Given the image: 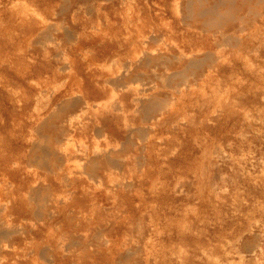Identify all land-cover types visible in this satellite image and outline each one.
<instances>
[{"label":"rangeland","instance_id":"1","mask_svg":"<svg viewBox=\"0 0 264 264\" xmlns=\"http://www.w3.org/2000/svg\"><path fill=\"white\" fill-rule=\"evenodd\" d=\"M14 1L0 0V220L18 195L31 212L10 222L16 229L21 227L20 232L0 223L3 226L0 243L2 240L8 246L7 253L0 252L1 264H53L54 245L63 256L74 258L65 264L93 261L103 264L107 260L113 264H264V45H261L264 44V0H248L249 8H245L244 14L237 10L240 0H223L222 4L218 3L220 0H188L194 13L186 0H130L115 2L112 8L104 7L106 0L101 8L87 6L81 0ZM95 6L98 11L94 10ZM204 6L210 7L209 11L214 7L216 15L208 13ZM156 9L159 14L153 13L158 12ZM182 14L186 18L180 17ZM205 14L216 20L220 17L217 20L220 25L211 22L210 26L206 25L203 19L206 22L209 16ZM228 19L238 30L228 31L226 34L232 35H227L228 38L221 34L223 38L216 29ZM30 37L31 41L27 42ZM109 37L114 40L110 50L99 52L97 46L106 44ZM201 51H209L207 58L215 62L205 58ZM190 52L202 58L201 62L205 58L201 63L204 68L218 62L225 67L237 64L239 68L213 71L210 75L205 72L203 78L196 75V70L192 74V68H187L182 82L178 71L188 62ZM166 71H172L173 78ZM140 72L143 74H137ZM165 81L171 82L170 87L176 82L173 90L168 82L163 84ZM177 84L178 90L181 88L178 93ZM169 88L175 97L170 96ZM202 91L209 96H203ZM133 97H138L140 103ZM148 97L151 102L166 99V103H160L162 106L158 103L160 107L156 103L147 106L151 104ZM169 100H173L172 104ZM148 107L154 110L146 109L149 114L146 112V117H142V111ZM156 108H162L161 113ZM148 110H152L153 117ZM229 117L233 119L230 122ZM141 120H148L146 129L141 127L144 125ZM151 122L156 123L152 128ZM60 129L63 137L57 132ZM138 134L145 136L139 138ZM55 136L59 139L57 143ZM136 138L146 140L142 141L141 153L142 145H138L142 142ZM130 142L137 147L133 148ZM150 142L155 149H148ZM54 147L62 151L60 157ZM202 148L207 150L206 155ZM81 150L95 155L91 158L100 155L94 154V150L108 151L111 160L117 163L113 161L110 166L122 162L119 165L122 167H109L106 171L112 175L103 176L104 168L99 163L92 165L90 156L80 154ZM68 152L69 156L73 155L69 157ZM64 155L66 160L70 158L67 165ZM202 156L204 159L200 160ZM89 160L91 167L87 164ZM54 163H60L62 170ZM199 163L207 166V170ZM201 168L208 171L207 182L205 175L200 177ZM64 170L71 174L66 176ZM85 172L98 175L99 182L97 177H87ZM78 174L88 179L74 187L71 179ZM63 175L70 180L67 182L65 177L66 184ZM107 177L115 179L109 184ZM60 179L64 181L58 184ZM36 180L41 182L37 185ZM200 181L207 183V190L203 191L206 195L201 193L205 184ZM32 183L36 184L33 189ZM197 184H202L200 190L195 187ZM79 188L98 195L80 204ZM48 194H52L51 198L55 194V199L48 198ZM206 196L209 203L205 202ZM77 205L81 208L75 211ZM58 208L69 211L67 219L59 216ZM46 214L50 216L43 223ZM92 216L99 225L90 224ZM41 226L39 232L37 227ZM153 226L156 228L152 229ZM4 228L13 233L3 234ZM16 236L21 241L12 245ZM110 247L116 248L112 254L108 253Z\"/></svg>","mask_w":264,"mask_h":264},{"label":"bare ground","instance_id":"2","mask_svg":"<svg viewBox=\"0 0 264 264\" xmlns=\"http://www.w3.org/2000/svg\"><path fill=\"white\" fill-rule=\"evenodd\" d=\"M15 1H16V0H15ZM15 1H14V2H15ZM17 1H18V0H17ZM40 1H41V2H42V1L50 2V1H52V0H40ZM81 1H82V2H85V3L87 4V6H88V5H90V6L97 5V7H100V8H101V7H103V5H101V4H102V1H104V0H81ZM106 1H108V2H107V5H104V7H111V8H112V7L115 5V2H117V3H126V1H130V0H106ZM186 1H188V0H186ZM197 1H199V0H197ZM213 1H214V0H213ZM188 2H189L190 4L188 5V4L185 3V6L188 5V6L190 7L191 2H190V1H188ZM192 2H193V1H192ZM214 2H215V1H214ZM221 2L223 3V0L218 1V3H221ZM194 3H195V2H194ZM199 3H200V2H198V4H199ZM222 3H221V4H222ZM254 3H255V2H254ZM81 4H82V3H81ZM201 4H202V2H201ZM201 4H200V5H201ZM213 4H214V3H213ZM213 4H212V6L215 7V5H213ZM216 4H217V3H216ZM256 4H257V3H256ZM177 5H179V4L177 3ZM202 5H203V4H202ZM202 5H201V6H202ZM217 5H218V4H217ZM217 5H216V6H217ZM82 6H84V5H82ZM85 6H86V5H85ZM87 6L85 7V9L88 8ZM136 6H137V5H136ZM97 7L95 6V9H94V10L98 11ZM178 7H179V6H177V8H178ZM199 7H200V6H199ZM199 7H198V8H199ZM204 7H205V6H204ZM204 7H203V8H204ZM208 7H209V6H208ZM214 7H213V11L215 10ZM246 7L249 8L248 0H240L239 3H238V6H237V10H238L240 13L242 12V13L244 14V11L246 10V9H245ZM251 7H252V6H251ZM93 8H94V7H92V9H93ZM181 8H182V6H181ZM184 8H186L187 10L191 8V11L193 12L192 7H190V8L184 7ZM209 8H210V7H209ZM209 8L206 9V7H205V9L207 10V12H208V13L213 12V11H211V9H210V11H211V12H210V11H209ZM33 9H34V8H33ZM33 9H32V11L35 12V10H33ZM77 9H78V8H77ZM85 9H84V10H85ZM92 9H91V10H92ZM201 9H202V8H201ZM137 10H138V6H137ZM153 10H154V9H153ZM156 10H157V9H156ZM198 10H200V9H198ZM217 10H218V9H217ZM25 11H26V10H25ZM73 11H74V10H73ZM76 11H77V10H76ZM89 11H90V10H89ZM157 11H158L157 13H155V12H153V13H154V14H159V10H157ZM250 11H251V10H250ZM255 11H256V10H255ZM23 12H24V11H23ZM38 12H39V11H38ZM85 12H86V11H85ZM85 12H84V13H85ZM177 12H178V11H177ZM197 12H201V10H200V11H197ZM197 12H195V13L197 14ZM218 12H220V11H218ZM218 12H217V13H218ZM234 12H235V11H234ZM88 13H89V12H88ZM104 13H105V12H104ZM114 13H115V12H114ZM178 13H179V12H178ZM180 13H181V12H180ZM186 13H187V11H186ZM186 13H185V14H186ZM193 13H194V12H193ZM204 13H205V12H203V13L201 12L202 15H204ZM215 13H216V12H213V13H211V14H215ZM255 13H256V12H255ZM36 14H37V13H36ZM71 14H72V13H71ZM96 14H97V13H96ZM199 14H200V13H199ZM199 14H197V15H199ZM219 14H220V16H221V13H219ZM219 14H217V16H218ZM256 14H257V13H256ZM189 15H190V14H189ZM202 15H199V17L202 16ZM205 15H207V14H205ZM215 15H216V14H215ZM231 15H232V14H231ZM37 16H38V14H37ZM186 16H188V14H186ZM186 16H183V14H182V16H180V17H185V18H186ZM190 16H191V15H190ZM190 16H189V18H191ZM195 16H196V15H195ZM208 16H209V15H207V17H208ZM243 16H245V15H243ZM221 17H222V16H221ZM230 17H231V16H230ZM241 17H242V16H241ZM241 17H240V18H241ZM40 18H41V16H40ZM219 18H220V17H218V19H219ZM97 19H98V16H97ZM100 19H102V17H101ZM181 19H182V18H181ZM207 19H208V18H207ZM210 19L213 20V23H212V21H210ZM214 19H215V20H214ZM218 19H217V20H218ZM226 19H227V18H226ZM226 19H224V20H226ZM230 19L233 20L232 18H230ZM46 20H47V19H46ZM46 20H45V21H46ZM127 20H128V18H127ZM208 20H209V21H208ZM208 20H206V22H205L204 19H203V22L206 23V25L209 24V22H211V24H219L221 18H220L219 21H217L216 18L213 17V19H212V17L209 16V19H208ZM224 20H223V21H224ZM228 20H229V19H228ZM234 20H235V19H234ZM239 20H240V19H239ZM252 20H253V19H252ZM101 21H102V20H101ZM137 21H139V20H137ZM182 21H183V19H182ZM207 21H208V22H207ZM214 21H215V23H214ZM223 21H221L222 24H223ZM245 21H247V20H245ZM253 21H254V20H253ZM193 22H194V21H193ZM232 22H233V21H230V20H229V21H227L226 23H224L223 26L221 25V28H220V29H216V30H218V32H220V35H221V34L225 35L228 31H231L232 33H235V32H237L238 28H237V26L234 25V23H232ZM239 22H240V21H239ZM184 23H185V22H184ZM188 23H189V22H188ZM188 23H187V24H188ZM255 23H256V22H255ZM239 24L241 25V23H239ZM188 25H189V24H188ZM219 25H220V24H219ZM253 25H255V24H253ZM209 26H210V24H209ZM215 26H216V25H215ZM215 26H214V27H215ZM47 27H48V26H46V29H47ZM124 27H125V26H124ZM201 28H202V29H205V28H203V27H201ZM209 28H211V27H209ZM209 28H207V29H209ZM43 29H45V28H43ZM125 29H127V28L125 27ZM207 29H206L205 31H207ZM48 30H49V29H47V31H48ZM216 30H215V31H216ZM250 31H251V29H250ZM253 31H254V30H253ZM43 32H44V31H43ZM43 32H42V33H43ZM218 32H216V33H218ZM125 33H127V32H125ZM211 33H212V32H211ZM213 33H214V32H213ZM243 33H244V31H243ZM248 33H249V32H248ZM248 33H247V34H248ZM43 34H44V33H43ZM76 34H77V32L75 33V35H76ZM128 34H129V33H128ZM128 34H125V35L127 36ZM230 34H231V33H230ZM230 34H226V37L228 38L229 36H232V35H230ZM122 35H123V34H122ZM213 35H214V34H213ZM223 35H221V36H223ZM227 35H229V36H227ZM40 36H41V35H40ZM126 36H125V37H126ZM244 36H245V35H244ZM246 36H248V35H246ZM33 37H34V36H33ZM128 37H129V36H128ZM147 37H148V35H147ZM236 37H237V36H236ZM252 37H253V36H251V38H252ZM75 38H76V37H75ZM149 38H150V35H149ZM223 38H225V36H223ZM237 38H238V37H237ZM243 38H244V37H243ZM31 39H32V38L30 37V38L27 40V42H28V41H31ZM66 39H67V37H64V40H66ZM238 39H239V38H238ZM238 39H237V40H238ZM253 39H254V38H253ZM35 40H36V39H35ZM38 40H39V38H38ZM67 40H68V39H67ZM222 40H223V39H222V37H221V41H222ZM33 41H34V40H33ZM112 41H114V40H113L112 38L109 37L108 41L106 40V42H107L106 44H104V42L100 43V44L97 46L98 51H99V52H102V53H105V52H107L108 50H110V47H111V43H112ZM242 41H243V43L246 42V38L243 39ZM35 42H36V41H35ZM35 42H32V43H35ZM238 42H239V40H238ZM32 43H30V44H32ZM57 43H58V42H57ZM220 43H221V42H220ZM220 43H218V44H220ZM259 43H260V42H259ZM216 44H217V43H216ZM237 44H238V43H237ZM239 44H240V42H239ZM257 45H258V43H257ZM257 45H256V47L254 46V47L256 48V50H257ZM261 45H264V44L262 43ZM216 46H217V45H216ZM218 46H220V45H218ZM218 46H217V47H218ZM119 47H120V46H119ZM255 48H254V49L252 48V49L255 50ZM258 48H259V47H258ZM252 49H251V52H252ZM246 50H247V48H246ZM199 51H200V50H199ZM208 52H209V51H208ZM208 52H206V51H201L200 54H203V53H204V57L207 58V54H206V53H208ZM255 52L257 53V51H254V53H255ZM190 54H191V52H190ZM117 57H118V56H117ZM204 57H203V58H204ZM112 58H114V57H112ZM112 58H111V59H112ZM140 58H141V57H140ZM142 58H144V57H142ZM142 58H141V60H142ZM205 58H204V61H205ZM207 59L211 60V62L214 61L213 59H210V58H207ZM138 60H140V59H138ZM138 60H137V61H138ZM187 60H188V62L184 65V67H182L181 70L178 71V74L180 75V78H182V79L179 78V80H181L182 82H184V80H185V79H184V78H185V77H184L185 75H183V74H184L183 72H186L187 68H192V69H190V72L192 71V74H193V70H196V71H195V72H196V75H202V78H203L205 72H207L206 75H207V74L210 75V73H212L213 71H218V72L223 71V72H227V71H234V70H236L237 68H239V66H238L237 64L234 65V64L230 63L227 67H225V66L220 65L219 62L216 63V64H212L213 62H212V63L209 62V63H211V64H206V66L208 65V67H207V68H204L205 66L201 65V63L204 62V61L201 62V60H203V59H202V58H198V56H194L193 54H191V56H189V57L187 58ZM214 62H215V61H214ZM140 63H141V62H139V64H140ZM144 63H147V60H145ZM144 63H143V64H144ZM139 64H138V62H137V65H139ZM141 64H142V63H141ZM147 64H148V63H147ZM144 65H145V64H144ZM193 67H194L195 69H193ZM246 68H247V67H246ZM252 68H253V67H252ZM252 68H250V69H252ZM128 70L130 71V69H128ZM127 72H128V71H127ZM173 72H174V74H175V70H174ZM173 72H172V71H171V72L166 71V73H167L168 75L171 74L172 78H173V75H172ZM190 72H189V73H190ZM125 73H126V72H125ZM141 73L143 74V72H140V73H137V74H141ZM166 73H165V74H166ZM181 73H182V75H181ZM230 73H231V72H230ZM230 73H229V74H230ZM233 74H234V73H233ZM125 75H126V74H125ZM133 75L136 76V74H133ZM168 75H167V76H168ZM179 75H177V76L179 77ZM209 75H208V77H209ZM230 75H231V74H230ZM167 76H164V77H167ZM188 76H190V75L187 74V77H188ZM215 76H216V75H215ZM174 77H175V76H174ZM183 77H184V78H183ZM191 77H193V76L191 75ZM199 77H200V76H199ZM206 77H207V76H206ZM208 77H207V78H208ZM117 78H118V77H117ZM212 78H213V76H212ZM115 79H116V78H112V80H114V81H115ZM118 79H119V78H118ZM167 79H169V77L166 78V80H167ZM183 79H184V80H183ZM110 80H111V79H110ZM161 80H163V79H161ZM164 80H165V79H164ZM179 80H178V81H179ZM210 80H211V79H210ZM215 80H216V79H215ZM215 80H214V81H215ZM119 81H121V80H119ZM168 81H173V80L171 79V80H168ZM168 81H167V82H168ZM181 81H179V83H180ZM212 81H213V80H212ZM161 82H162V81H161ZM167 82L165 81L163 84H166ZM200 82H201V81H200ZM200 82H199V83H200ZM168 83H169V85H168V84H167V85H168V87H170V83H171V82H168ZM173 83H174V85H173L172 87H174V86L176 85V84H175L176 82H173ZM179 83H178V84H179ZM185 83H187V80L185 81ZM185 83H184V84H185ZM199 83H198V84H199ZM178 84H177V85H178ZM182 84H183V83H182ZM184 84H183V85H184ZM164 86L166 87V85H164ZM164 86H163V88H164ZM179 86H180V85L176 86L177 93H178V91H180V89H181V88H179V90H178L177 87H179ZM188 86H189V85H188ZM188 86H187V87H188ZM155 87H157V86H155ZM172 87H170L171 90H173ZM184 87H186V86L184 85ZM158 88H159V86H158ZM158 88H157V90H159ZM161 88H162V87H161ZM170 88H169V91H170ZM188 88H190V86H189ZM164 89H165V88H164ZM174 89H175V88H174ZM184 89H185V88H184ZM157 90H155V91H157ZM165 90H166V89H165ZM234 90H235V89H234ZM234 90H233V91H234ZM159 91H160V90H159ZM166 91L168 92V90H166ZM174 91H175V90H174ZM247 91H248V90H247ZM252 91H253V90H252ZM175 92H176V91H175ZM180 92H181V91H180ZM180 92H179V93H180ZM201 93H203V91H202ZM201 93H200V94H201ZM239 93H240V92H239ZM170 94H171L170 96L175 97V96L172 95L171 91H170ZM203 94H204V93H203ZM137 95H139V94H137ZM180 95H181V94H180ZM180 95H179V96H180ZM207 95L209 96V94H206V95L204 94L203 96H207ZM145 96H146V95H145ZM149 96H150V95H149ZM199 96H200V95H199ZM72 97H73V96H72ZM72 97L70 96V98H72ZM76 97H77V96H76ZM79 97H80V96H79ZM143 97H144V96H142V98H143ZM156 97H157V96H156ZM196 97H197V96H196ZM196 97H195V99H196ZM200 97H202V96H200ZM231 97H232V95H231ZM231 97L229 96V97H228V98H229L228 100H231V99H230ZM77 98H78V97H77ZM77 98H76V99H77ZM135 98H136V100H134V101H137V100H138V97H135ZM135 98L133 97L132 99H135ZM164 98H165V97H164ZM164 98H163V100H164ZM209 98H210V97H209ZM72 99H73V98H72ZM72 99H71V100L69 99V100L72 101V102H74L75 98H74V100H72ZM139 99H141V97H139ZM151 99H153V98H151ZM157 99H159V97H157ZM160 99H161V97H160ZM160 99H159V100H160ZM170 99H171V97H170ZM205 99H206V98H205ZM77 100L80 101L79 98H78ZM77 100H75V101H77ZM141 100H142V99H141ZM147 100H148V103H149V101H150V103H151V104H148V103L145 102L146 105L148 104L147 106H150V105L153 106V104L156 103L154 100H152V102H151V100H150L149 97L147 98ZM159 100H157L158 103H159ZM176 100H178V99H176ZM208 100H211V101H212V99H208ZM228 100H227V101H228ZM134 101H133V102H134ZM138 101H139V100H138ZM138 101H137V102H138ZM153 101H154V102H153ZM165 101H166V99H165ZM165 101H162V100H161L160 103H162V102L166 103ZM167 101H168V100H167ZM169 101H170L171 104H172V101H173V100H169ZM180 101H181V100H180ZM232 101H236V100H232ZM232 101H231V102H232ZM170 102H169V103H170ZM183 102H184V101H183ZM202 102H205V101H201V103H202ZM225 102H226V101H225ZM231 102H230V103H231ZM138 103H140V102H138ZM158 103H156L155 105L157 106V105L160 104V103H159V104H158ZM164 103H163V105H164ZM199 103H200V102H199ZM201 103H200V105H201ZM206 103H207V102H206ZM226 103H227V102H226ZM233 103H234V102H233ZM69 104H71V103L69 102L68 105H69ZM74 104H75V103H74ZM182 104H183V103H182ZM182 104H181V105H182ZM197 104H198V103H197ZM223 104L225 105V103H222V105H223ZM71 105H72V104H71ZM136 105H139V104H136ZM155 105H154V107H156ZM160 105H161V104H160ZM160 105H159V107H160ZM230 105H231V104H230ZM139 106H140V105H139ZM161 106H162V105H161ZM166 106H167V105H166ZM170 106H171V105H170ZM227 106H228V105H227ZM145 107H146V106H145ZM159 107H157V108H159ZM167 107H169V106H167ZM174 107H175V106H174ZM174 107H173V108H174ZM212 107H213V110H214L215 106H212ZM231 107H232V105H231ZM150 108H151L152 110H154L153 107L145 108V109L142 111V112H143V116H142V117H146L147 114L145 115V113H146L147 111H145V110H146V109H150ZM157 108H156L157 112H158V111L160 112L161 109H162V108H160V110H159V109H157ZM164 108L166 109V107H164ZM164 108H163V109H164ZM204 108H205V107H204ZM171 109H172V108H171ZM152 110H150V111L148 110V111L150 112V116L153 115V113L151 112ZM227 110H228V109H227ZM171 111H172V110H171ZM228 111H229V110H228ZM178 112H179V110H178ZM147 113H148V112H147ZM154 113H156V112L154 111ZM160 113H161V112H160ZM226 113H227V112H226ZM243 113H244V112H243ZM148 114H149V113H148ZM151 114H152V115H151ZM172 114H175V113L173 112ZM186 114H187V113H186ZM244 114H245V113H244ZM246 114H247V113H246ZM246 114H245L244 116H246ZM160 115H161V114H160ZM182 115H183V114H182ZM231 115H232V113H231ZM185 116H186V115H185ZM185 116H184V117H185ZM140 117H141V116H140ZM142 117H141V118H142ZM147 117H149V116H147ZM152 117H153V116H152ZM152 117H151V118H152ZM176 117H177V116H176ZM178 117H179V116H178ZM232 117H233V116H232ZM232 117H231V118H232ZM151 118H150V119H151ZM157 118H158V117H157ZM161 118H162V116H161ZM185 118H187V117H185ZM223 118H225V116H224ZM231 118L229 117L227 120L230 122V121L233 120V119L231 120ZM55 119H56V118H55ZM142 119H143V118H142ZM150 119H148V120H149V121L153 120V119H151V120H150ZM175 119H176V118H174L173 120H175ZM188 119H189V118H188ZM143 120H146V118L143 119ZM148 120H147V122H148ZM156 120H158V119H156ZM156 120H155V121H156ZM198 120H199V119H198ZM198 120H197V121H198ZM162 121H164V120H162ZM165 121H167V120H165ZM165 121H164V122H165ZM182 121H183V117H182ZM190 121H191V119H190ZM197 121H193V122L197 124V123L199 122V121H198V122H197ZM225 121H226V120H225ZM46 122H47V120H46ZM140 122H142L141 124H144V125L141 126V127H144V128H145V127H146L145 125L147 124V122H146V121L144 122V121H142V120H141ZM156 122H157V121H156ZM160 122H161V121H160ZM171 122H172V120H171ZM171 122H170V123H171ZM184 122H186V121L184 120ZM191 122H192V121H191ZM191 122H190V123H191ZM62 123H64V122H62ZM62 123H60V124L63 125ZM161 123H162V122H161ZM161 123H157V124H161ZM172 123H175V122L173 121ZM214 123H215V122H214ZM219 123H220V122H219ZM44 124H45V123H44ZM51 124H52V123H51ZM152 124H153V125H154V124L156 125L155 122H154V123L151 122V124H150L151 128H152V126H153ZM163 124H164V123H163ZM224 124H225V123H224ZM224 124H223V126H224ZM46 125H47V124H46ZM49 125H50V124H49ZM147 125H148V124H147ZM50 126H51V125H50ZM53 126H54V125H53ZM55 126H56V125H55ZM157 126H158V125H157ZM170 126H172V124H170ZM173 126H174V124H173ZM175 126H176V125H175ZM175 126H174V127H175ZM197 126H198V124H197ZM94 127H95V126H94ZM153 127H154V126H153ZM164 127H165V126H164ZM174 127H173V128H174ZM181 127H182V126H181ZM147 128H149V126H148ZM54 129H55V128H54ZM94 129H96V128H93V130H94ZM99 129H101V128H99ZM142 129H143V128H142ZM145 129H146V128H145ZM140 130H141V129H140ZM59 131H60V134L63 133V132H62V131H63L62 129L57 130V132H59ZM94 131H95V130H94ZM143 131H144V129H143ZM143 131H141V132H142V133H146V131H145V132H143ZM181 133H182V132H181ZM58 134H59V133H58ZM147 134H148V133H147ZM147 134H146V135H147ZM138 135H139V136H138L139 138H142V136H143V137L145 136V135H142V134H138ZM140 135H141V136H140ZM167 135H168V134H167ZM66 136H67V135H66ZM66 136H65V137H66ZM165 136H166V135H165ZM207 136H208V135H207ZM61 137H63L62 134H61ZM55 139H56V136H55ZM55 139H54V142L59 141V139H56V140H55ZM60 139H62V138H60ZM136 139L139 140V141L141 140V142H142V141L144 142V140H145V139L142 140V139H138V138H136ZM191 139H193V137H192ZM153 140H154V139H153ZM153 140H152V141H153ZM204 140H205V139H204ZM204 140H203V141H204ZM139 141H138V142H139ZM145 141H146V140H145ZM143 142H142L141 144H139L140 142L138 143V144H139L138 147L142 145V146L140 147V148H141L140 153L142 152V149H143V145H144ZM56 143H57V142H56ZM130 143H131V146H134L133 148L137 147V146H135V145H137V144L134 143V144H135V145H134L132 142H130ZM147 143H148V142H147ZM151 143H152V142H150V144H151ZM206 144H207V143H206ZM209 145H210V147H211V144H209ZM155 147H156L155 145H152V144H151V145L149 146L148 149H149V150H153V149H155ZM210 147H209V148H210ZM220 147H221V146H220ZM220 147H219V148H220ZM48 148H49V147H48ZM54 148H55V147H54ZM204 148L206 149V145H205ZM207 148H208V146H207ZM221 148H222V147H221ZM55 149H56V148H55ZM55 149H54V150H55ZM57 149H58V148H57ZM57 149H56V150H57ZM83 149H84V148H82V150H83ZM85 149H86V148H85ZM137 149H138V148H137ZM202 149H203V148H202ZM79 150H80V149H79ZM82 150L80 151L81 153H80L79 151H78V152H79L80 154H84L85 152L83 153ZM106 150H108V149L106 148ZM106 150H105V151H106ZM203 150H204V149H203ZM208 150H209V149H208ZM249 150H250V149H249ZM48 151H49V149H48ZM57 151H58V150H57ZM83 151H86V150H83ZM108 151H109V150H108ZM108 151L104 152V151L102 150V153H101L100 150H99V151H96V152H95V150H94V154H96V153L98 154V152H99L100 155L98 154V155H96V157H92V158H91V156H92L93 154L90 156L88 153H86V154H88L90 157L88 156V157H89V158H88L87 156H85L86 154H84V156L87 157L88 159L91 158V160L93 161L92 165H93L94 163H95V164H96V163H99L100 167L104 168V169L101 170V175H103V176L108 175V177L110 178V176H111L112 174H111V173H110V174L107 173L108 171H106V170L109 169V167H113V166H114L113 168H116L117 165L115 166V163H116V162H115L114 160H111V159H113V158H111V155L109 154ZM205 151L207 152V150H204V154L206 153ZM58 152H59V151H58ZM60 152H62V151H60ZM60 152H59V153H60ZM138 152H139V151H138ZM48 153H49V152H48ZM50 153H52V149H51V152H50ZM54 153H55L54 155H56V151H54ZM64 153L66 154V152H64ZM64 153H63V154H64ZM208 153H209V151H208ZM208 153H207V155H208ZM70 154H71V153H70ZM209 154H210V153H209ZM213 154H216V153L213 152ZM222 154H223V153H222ZM51 155H53V154H51ZM67 155L69 156V152L67 153ZM72 155H73V153H72ZM72 155H70L69 157H71ZM205 155H206V154H205ZM223 155H224V154H223ZM57 156L60 157V156H61V153H60V155L58 154ZM64 156H65V155H64ZM93 156H95V155H93ZM138 156H139V155H137L136 157H138ZM203 156H204V155H203ZM203 156H202V157H203ZM219 156H220V155H219ZM58 157H57L56 159H58ZM66 157H67V156H65V162H66L65 164L67 165V163H69V162H67V160H70V158L66 160ZM81 157H83V156L81 155ZM133 157H134V156H133ZM205 157H206V156H205ZM222 157H223V156H222ZM134 158H135V157H134ZM200 158H201V157H200ZM59 159H60V158H59ZM59 159H58V160H59ZM84 159L86 160V158H84ZM202 159H204V157L201 158L200 160H202ZM260 159H261V158H260ZM61 160H62V157H61L60 161H61ZM134 160H135V159H134ZM205 160H206V159H205ZM252 160H253V159H252ZM257 160H258V159H257ZM113 161L115 162L114 165H113V166H112V165L110 166L111 162H112V164H113ZM262 161H263V160H262ZM85 162H86V161H85ZM134 162H135V161H134ZM201 162H202V161H201ZM86 163H87V162H86ZM43 164H44V163H43ZM51 164H52V163H51ZM54 164H55V163H54ZM59 164H60V163H59ZM59 164H58V165H59ZM87 164H89V166H90V160H89V163H87ZM95 164H94V165H95ZM116 164H117V163H116ZM118 164H119V163H118ZM120 164L122 165V162H120ZM120 164H119V165H120ZM199 164H200V163H199ZM199 164H198V165H199ZM202 164H203V163H201L200 166H201ZM206 164H207V163H206ZM244 164H245V163H244ZM41 165H42V163H41ZM55 165H56V164H55ZM58 165H56V166H58ZM60 165H61V164H60ZM60 165H59L58 167H60ZM62 165H63V164H62ZM92 165H91V166H92ZM119 165H118V166H119ZM45 166H46V165H45ZM91 166H90V167H91ZM96 166H97V164H96ZM118 166H117V167H118ZM159 166H160V164H159ZM200 166H199V168H200ZM203 166H204V165H203ZM61 167H62V166H61ZM61 167L59 168L60 170H62ZM84 167H85V166H84ZM119 167H120V169H121L122 166H119ZM119 167H118V168H119ZM126 167H127V166H126ZM201 167H202V166H201ZM206 167H207V166H204V167H202V168H204V169L207 170ZM242 167H243V166H242ZM202 168H201V172H202V173L200 174V177H201V176L203 177V176L205 175V176L203 177V178H205V177H206V174H207V180H208V171H207V173H206L205 171L202 170ZM229 168H231V166H229ZM247 168H248V166H247ZM247 168H246V170L248 171ZM259 168H260V166H259ZM262 168H263V167H262ZM57 169H58V168H57ZM94 169H96V168H94ZM60 170H59V171H60ZM81 170H83V168H82ZM81 170H80V172H82V174H84V172H83L84 170H83V171H81ZM90 170H91V169H90ZM92 170H93V167H92ZM113 170H117V169H113ZM118 170H119V169H118ZM127 170H128V169H127ZM104 171H106V173H105ZM119 171H120V170H119ZM247 171H246V172H247ZM63 172H65V170H64ZM93 172H94V171H93ZM93 172H92V173H93ZM263 172H264V171H263ZM61 173H62V172H61ZM65 173H66V172H65ZM121 173H122V172H121ZM128 173H129V172H128ZM247 173H249V171H248ZM56 174H57V173H56ZM56 174H55V175H56ZM62 174H64V173H62ZM66 174H67L66 176H69L68 174H71V173H66ZM86 174H87V177H90L89 175H91V174L88 175V173L85 172V175H86ZM124 174H125V173H124ZM129 174H130V173H129ZM129 174H128V175H129ZM214 174H215V173H214ZM245 174H246V173H245ZM255 174H256V173H254V175H255ZM85 175H79V174H78V176H74L73 179H71V185L74 186V187H76V186L78 185L79 182H81V181H83V180H85V179H88ZM109 175H110V176H109ZM243 175H244V174H243ZM63 176H64V175H63ZM63 176H61V177H63ZM66 176H64V178H65ZM92 176H93L94 178H96L98 175L95 177V175L92 174V175H91V178H92ZM118 176H119V175H118ZM118 176H116V177L114 176V177H115L116 179H118V178L120 177V176H119V177H118ZM198 176H199V175H197L196 178H197ZM214 176H215V175H214ZM218 176H219V175H218ZM218 176H217V177H218ZM263 176H264V175H263ZM61 177H60V178H61ZM108 177H107L106 180H109L108 182H109V184H110L111 182H113V179H115V178L113 177V179H112V178H111V179H108ZM139 177H140V176H139ZM202 177H201V178H202ZM251 177H252V176H251ZM66 178H68V177H66ZM66 178H65V181H64V179H60V181H59V182L57 181V183H58V184H59V183L61 184V183L64 181V183L66 184ZM91 178H90V180H91ZM213 178H215V177H213ZM213 178H211V179H213ZM219 178H220V177H219ZM97 179H98L97 181L99 182V178H98V177H97ZM197 179H198V180H201V179H199V178H197ZM61 180H63V181H61ZM93 180H95V179H93ZM110 180H112V181L110 182ZM120 180H121V178H120ZM127 180H128V179H127ZM205 180H206V178H205ZM207 180H206V182H207ZM36 181H37V180H36ZM39 181H40V180L37 181L38 183L36 182L37 185L41 182V181H40V182H39ZM69 181H70V180H69V178H68V181H67V182H69ZM128 181H129V180H128ZM123 182L125 183V181H122V183H123ZM129 182L131 183L132 181H129ZM151 182H152V184H153V181H151ZM151 182H150V183H151ZM160 182H161V181H160ZM200 182H201V181H200ZM202 182H203V184H205L204 181H202ZM202 182H201V183H202ZM213 182H214V181H213ZM100 183H101V182H100ZM100 183H99V184H100ZM114 183H115V182H114ZM173 183H175V182H173ZM176 183H177V182H176ZM176 183H175V184H176ZM67 184H68V183H67ZM107 184H108V183H107ZM115 184H116V183H115ZM115 184H114L113 186H116L118 183H117L116 185H115ZM175 184H174V186H175ZM189 184H190V183H189ZM206 184H207V183H206ZM206 184H205V188H204V189H201L202 192L199 191L200 188H202V186H201L202 184H201V185L199 184V186H198V184H197V186H195V187H197V188L199 187V190L196 188V189L198 190V192H201L202 194H204L203 191L206 189V186H207ZM211 184H212V182H211ZM32 185H33V187H32V189H33V188H34V185H36V184H35V183H32ZM45 185H48V183L44 184V186H45ZM69 185H70V184H69ZM71 185H70V186H71ZM120 185H121V184L119 183V187H120ZM127 185L129 186L128 183H127ZM130 185H131V184H130ZM214 185H215V184H214ZM8 186H9V185H8ZM10 186H12L11 183H10ZM41 186H42V185H41ZM121 186H122V185H121ZM150 186H151V185H150ZM150 186H149L148 188H150ZM174 186H172V187L174 188ZM200 186H201V187H200ZM212 186H213V185H212ZM215 186H216V185H215ZM252 186H255V185L253 184ZM16 187H17V186H16ZM47 187H48V186H47ZM119 187H118V188H119ZM145 187H146V186H145ZM151 187H152V186H151ZM175 187H176V186H175ZM178 187H179V185H178ZM203 187H204V186H203ZM259 187H260V186H259ZM38 188H39V187H38ZM38 188H37V186H36L35 190L38 191V190H37ZM41 188H42V187H41ZM124 188H125V187H124ZM216 188L219 189V187H216ZM174 189H175V188H174ZM174 189H173V190H174ZM178 189H179V190H182V188H181V189L178 188ZM214 189H215V188H214ZM29 190H30V189H29ZM35 190H34V191H35ZM121 190H122V189H121ZM206 190H207V189H206ZM77 191H78L77 199H78V203H80V204H81V202L87 201L88 199H95L96 196L98 195V194L95 193L94 191L87 192L86 189H82V188H79ZM129 192H130V191H129ZM137 192H139V191H137ZM173 192H175V191H173ZM198 192H197V193H198ZM207 192H209V191H207ZM26 193H28V192H26ZM139 193H141V191H140ZM139 193H138V194H139ZM197 193H196V194H197ZM138 194H137V195H138ZM198 194H199V193H198ZM198 194H197V195H198ZM202 194L198 196L199 199H200V196H202ZM29 195H30V193H29ZM204 195H206V194H204ZM204 195H203V196H204ZM45 196H46V195H45ZM45 196H44V197L42 196L43 199H44V198H47V196H48V198H50V199L53 198V197H52V198L50 197V196H52V194H51V195L48 194L46 197H45ZM42 197H41V198H42ZM55 197H56V195L54 194V198H53V199H55ZM206 197H207V196H206ZM206 197H203V198H206ZM27 198H29V197H27ZM58 198H59V197H58ZM215 198H217V197L215 196ZM43 199H42V201H43ZM53 199H52V200H53ZM113 199H114V198H113ZM44 200H45V199H44ZM46 200H47V204H50V202H48V199H46ZM58 200H59V199H58ZM195 200L198 201L197 199H195ZM208 201H209V200H208V197H207V201H205V202H206V203H209ZM27 202H28V200H27ZM43 202H44V201H43ZM45 202H46V201H45ZM56 202H58V201H56ZM56 202H55V203H56ZM55 203H53V204H55ZM57 204H58V203H57ZM91 204H93V205H92V208H95V207H94V201H91ZM98 204H99V203H98ZM98 204H97V205H98ZM28 205H29V204H28ZM41 205H42V204H41ZM213 205H214V204H213ZM43 206H44V205H43ZM43 206H42V208H43ZM37 207H38V206H37ZM64 207H65V206H64ZM76 207H77L78 209H77V208H74L75 211L79 210V207L81 208V206H78V205H77ZM183 207H184V206H183ZM194 207H196V206H194ZM194 207H192V208H194ZM212 207H213V206H212ZM34 208H35V207H34ZM40 208H41V206H40ZM42 208H41V209H42ZM68 208H69V206H68ZM35 209H36V208H35ZM41 209H40V211H41ZM51 209H52V208H51ZM103 209H104V208H103ZM195 209H196V208H195ZM52 210H54V209H52ZM68 210H69V209H68ZM29 211H30V209H29L27 206H25V205L23 204L22 197H20V195H18V196H16V197H14L13 201H11L10 205L7 207V215H6L5 217L3 216V217L1 218L0 223H1V224H3V223L7 224V225L9 226L8 229L11 230V229H12L11 227L14 228L15 226H12V225L10 224V222H12L13 219H16V218H18V217H23V215L28 214ZM37 211H38V210H37ZM40 211H39V212H40ZM57 211L59 212V216H60L62 219H67L66 217H68V216L70 215V213H68L69 211H66V208H58ZM80 211H81V210H80ZM200 211H201V210H200ZM30 212H31V211H30ZM33 212H34V210H33ZM176 212H177V211H176ZM32 214H33V213H32ZM40 215H41V214H39L38 216H40ZM194 215L197 216L196 213H195ZM1 216H2V215L0 214V217H1ZM47 216L49 217L50 215H47V214H46V216L44 217V222H43V223H45V222H46V219H48ZM78 216H79V215H78ZM203 216H204V215H203ZM51 217H52V216H51ZM51 217H50V219H51ZM172 217H173V216H172ZM94 218H95V216H92V217H91V223H90V224H93V222H94L95 225H99V222L95 221ZM37 219H38V218H37ZM40 219H41V218H40ZM58 219H59V218H58ZM70 219H71V218H70ZM165 220H166V219H165ZM199 220H200V219H199ZM199 220H198V221H199ZM201 220H203V219H201ZM38 221H39V219H38ZM209 221H210V220H209ZM217 221H218V220H217ZM40 222H41V221H40ZM156 222H157V221H156ZM168 222H169V221H167V223H168ZM198 223H199V222H198ZM162 224H163V223H162ZM192 224H193V223H192ZM7 225H6V226H7ZM170 225H171V223H170ZM250 225H251V224H247V226H250ZM10 226H11V227H10ZM91 226H92V225H91ZM163 226H165V225L163 224ZM0 227H3V226H0ZM31 227H34V225H31ZM42 227H43V226H41V227H37L39 232L42 231ZM190 227H191V226H190ZM20 228H21V227H20ZM20 228H19V229H18V228H17V229L14 228V229L16 230V233H17V231L20 232ZM40 228H41V229H40ZM155 228H156V227H155ZM155 228H154V226H153L152 229H155ZM194 228H195V227H194ZM4 229H5V230L2 229V230H3V234L5 233V231H7V232H8L7 234L9 235L10 230H9V231L6 230L7 228H4ZM14 229H12V231H13ZM29 229H30V227H29ZM50 229H51V228H50ZM61 229H62V228H61ZM183 229H185V228L183 227ZM15 230H14V232H15ZM62 230H63V229H62ZM101 230H102V229H101ZM188 230H189V229H188ZM247 230H249V229H247ZM247 230H246V231H247ZM23 231H25L24 228H23ZM97 231H98V230H97ZM153 231H154V230H153ZM184 231H185V230H183V232H184ZM193 231H194V230H193ZM244 231H245V230H244ZM0 232L2 233L1 229H0ZM59 232H60V231H59ZM154 232H155V231H154ZM156 232H157V231H156ZM158 232H159V231H158ZM158 232H157V233H158ZM181 232H182V231H181ZM11 233H13V232H11ZM11 233H10V234H11ZM175 233H176V232H175ZM189 233H190V232H189ZM189 233H188V234H189ZM243 233H244V232H243ZM56 234H57V233H56ZM84 235H86V233H84ZM237 235H238V234H237ZM257 236H258V235H257ZM47 237H48V236H47ZM254 237L256 238L255 235H254ZM4 238H5V236H4L2 239H4ZM60 238H61V237H60ZM236 238H237V237H236ZM46 239H47V238H46ZM253 239H254V238H253ZM59 240H60V239H59ZM59 240H58V241H59ZM20 241H21V240H20V237H18V236L13 237L12 245H13V243H17V244H19ZM2 242H3V241L1 240V243H2ZM72 242H73V241H72ZM72 242H71V244H72ZM76 242H78V241H76ZM86 242H87V241H86ZM1 243H0V244H1ZM54 243H56V242L54 241ZM73 243H75V241H74ZM79 243H80V242H79ZM88 243H89V242H88ZM2 244L4 245V243H2ZM49 244H50V242H49ZM49 244H48V245H49ZM69 244H70V243H69ZM75 244H76V243H75ZM72 245H73V244H72ZM57 246H58V245H57ZM115 246H116V245H115ZM5 247H8V246H6V245L1 246V245H0V252L2 251V252H4V253H7V251H5ZM14 247H16V244H14ZM64 247H65V246H64ZM117 247H118V246H116V248H117ZM36 248H37V245H36ZM44 248H45V247H44ZM116 248H115V247H113V248L110 247L108 253H111V254H112L113 250H115ZM40 249H41V248H40ZM47 249H48V248H47ZM51 249H52V248H51ZM53 249H54V251H53V253H52V254H53V258H52V259H53V264H65V263L67 262V260H74V258H72V257H65V256H63V255L59 252V249H58L55 245H54V248H53ZM63 249H65V248H63ZM117 249H118V248H117ZM30 250H31V249H30ZM101 250H102V249H101ZM107 250H108V249H107ZM27 252H28V251H27ZM31 252H32V250H31ZM38 253H39V252H38ZM117 253H118V252H117ZM251 253H253V252H251ZM35 254H36V252H35ZM113 255H114V254H113ZM119 255H120V254H119ZM204 255H205V254H204ZM25 256H26V255H25ZM206 256H207V254H206ZM206 256H205V258H206ZM208 256H209V255H208ZM114 257H115V256H114ZM210 257H211V256H210ZM210 257H209V258H210ZM33 258H34V257H33ZM207 259H208V258H207ZM0 260H1V256H0ZM30 260H31V259H30ZM111 261H112V260H111ZM111 261H108V260H107V262H103V264H113ZM118 261H119V260H118ZM1 262H2V261H0V264H1ZM49 262H51V260H50ZM119 262H120V261H119ZM35 263H36V262H35ZM35 263H32V264H35ZM91 263H92V264H95L96 261H93V262H91ZM101 263H102V262H101ZM48 264H50V263H48Z\"/></svg>","mask_w":264,"mask_h":264}]
</instances>
